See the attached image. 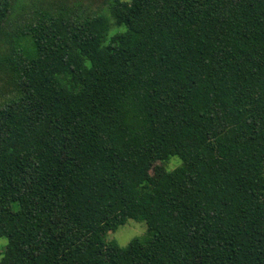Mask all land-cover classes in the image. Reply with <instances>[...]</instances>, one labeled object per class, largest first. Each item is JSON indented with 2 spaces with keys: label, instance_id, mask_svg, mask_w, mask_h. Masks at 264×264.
Wrapping results in <instances>:
<instances>
[{
  "label": "trees",
  "instance_id": "obj_1",
  "mask_svg": "<svg viewBox=\"0 0 264 264\" xmlns=\"http://www.w3.org/2000/svg\"><path fill=\"white\" fill-rule=\"evenodd\" d=\"M16 1L0 264H264V0L49 6L8 33ZM128 220L147 235L107 242Z\"/></svg>",
  "mask_w": 264,
  "mask_h": 264
},
{
  "label": "rangeland",
  "instance_id": "obj_2",
  "mask_svg": "<svg viewBox=\"0 0 264 264\" xmlns=\"http://www.w3.org/2000/svg\"><path fill=\"white\" fill-rule=\"evenodd\" d=\"M109 0H17L14 12L6 25L5 30L13 33L16 26H23L33 17L34 11H41L47 7H70L82 5L84 8L98 10L105 8ZM6 39L0 41V53L6 52L8 45ZM8 85L0 74V104L8 96ZM179 159L173 158L162 164H156L152 170L155 181H158L163 175L174 170L179 166ZM147 235V226L143 222L128 220L114 232H110L106 237L107 242L115 241L118 245L126 247L134 238H143ZM7 239L0 238V260L7 246Z\"/></svg>",
  "mask_w": 264,
  "mask_h": 264
}]
</instances>
